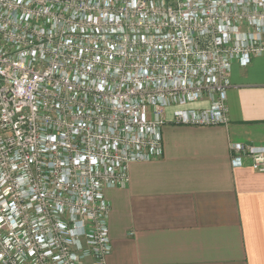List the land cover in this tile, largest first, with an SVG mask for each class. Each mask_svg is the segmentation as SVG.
<instances>
[{
    "label": "built area",
    "instance_id": "1",
    "mask_svg": "<svg viewBox=\"0 0 264 264\" xmlns=\"http://www.w3.org/2000/svg\"><path fill=\"white\" fill-rule=\"evenodd\" d=\"M263 53L264 0H0V264H107L106 189L162 157L168 108L227 125ZM230 149L264 173V146Z\"/></svg>",
    "mask_w": 264,
    "mask_h": 264
},
{
    "label": "crops",
    "instance_id": "2",
    "mask_svg": "<svg viewBox=\"0 0 264 264\" xmlns=\"http://www.w3.org/2000/svg\"><path fill=\"white\" fill-rule=\"evenodd\" d=\"M230 121L185 125L166 110L162 157L106 189L107 264H264V173L231 164V143L264 146V53L230 74ZM207 102L196 106H206Z\"/></svg>",
    "mask_w": 264,
    "mask_h": 264
}]
</instances>
